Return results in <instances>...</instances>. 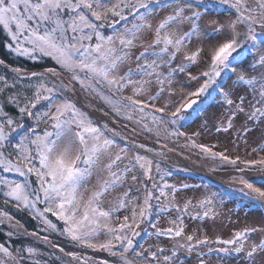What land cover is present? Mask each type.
Returning a JSON list of instances; mask_svg holds the SVG:
<instances>
[{
    "label": "snow or ice",
    "instance_id": "6c2138e0",
    "mask_svg": "<svg viewBox=\"0 0 264 264\" xmlns=\"http://www.w3.org/2000/svg\"><path fill=\"white\" fill-rule=\"evenodd\" d=\"M0 29L13 54L56 65L12 67L11 83L0 74V191L41 225L29 232L15 222L8 236L47 249L0 243V264H264V0H0ZM20 81L32 82L31 95H7ZM81 93L132 122L133 134L155 132L158 144L161 131L184 137L218 161L213 171L228 170L232 187L181 201L184 190L208 186L170 183L172 170L155 159L172 151L167 144L148 148L94 119L78 105ZM214 108L223 110L216 133L236 129L245 145L259 133L258 158L232 157L198 143L200 132L181 131ZM226 199L261 211L259 223L227 239L188 230L186 220H214ZM53 234L80 251L65 252Z\"/></svg>",
    "mask_w": 264,
    "mask_h": 264
},
{
    "label": "rangeland",
    "instance_id": "374dc122",
    "mask_svg": "<svg viewBox=\"0 0 264 264\" xmlns=\"http://www.w3.org/2000/svg\"><path fill=\"white\" fill-rule=\"evenodd\" d=\"M0 60H4V59L0 58ZM48 60H50V59H48ZM2 67L7 69L8 71H10L9 66L6 68L4 65H2ZM12 67H14V66H11V68ZM44 68H48V67H44ZM28 71L39 72L37 69L28 70ZM193 71L196 72V71H198V69H193ZM81 95H82L85 102H87L88 104L102 110L103 112L107 113L111 117H114L110 112H108L104 108H101L97 104V101H95L91 98H88L86 100L82 93H81ZM77 102H78V105L83 106L79 101H77ZM41 107L42 106H38V108H41ZM84 110L88 111L85 107H84ZM221 111H223V110H218L215 108L211 109L209 111V113L205 114V117L203 119H197L195 122L190 123L187 127L182 128L181 131L185 132L187 134V136H192L193 133L200 132L201 133L200 136H198L196 138L198 143H204V144H207L210 146L215 145V148H214L215 151H227V154L231 155L232 157L239 155L242 159L258 158L257 153L251 152V149L253 147H256L257 144L259 143V140H258L259 133L258 132L250 134V139H249V142L247 145H245L242 140L236 139V129L230 130L228 133H223V132L216 133L215 132V128L213 127V123H216L219 121V118H220L219 113ZM88 113L94 119L99 120L89 111H88ZM212 113H216L217 119L215 121L212 119ZM114 119L117 122H119V124H121V122L118 121L115 117H114ZM204 119H207L209 122V127L207 130L201 128V125H202ZM241 122H242L241 120H238L236 122L237 128H239ZM107 123L109 124L110 127H114L111 123H109V122H107ZM124 124H126V123H124ZM126 125H128V124H126ZM133 126H135V125L133 124ZM130 127L133 128L132 126H130ZM116 129L118 131L123 132L125 135L129 136L132 140L140 142V141H138L139 140L138 135L140 136L141 133H139L138 131L136 134H133L131 130L126 132L120 128H116ZM141 135L145 138H149V140L153 141L154 143H157L155 140L156 139L155 132H152V133L143 132V134H141ZM140 143H143V142H140ZM165 143L167 144L168 147L169 146L171 147V148L169 147V149L180 153L184 158L191 160L193 163L198 164L200 166H203V168L205 167V169L207 168L208 169L207 171H209V172H213L212 170H209L210 169L209 166L218 164V161H213L212 159H210V158L204 156L203 154L199 153L198 150L186 147L185 145H186L187 141L184 137L166 139L165 134L163 133V131H161L159 145L165 144ZM145 145H146V147L153 148L157 151L162 150L160 148H154V147L147 145V144H145ZM140 151L142 154L148 155L150 157L153 156V153L145 152L144 150H140ZM249 153H251V155H249ZM260 155H264V153H260ZM155 159L160 160L161 162L166 163L170 166L178 167L180 169L193 172L197 176H201L198 173L191 170L190 168H188L187 166H185L181 163L175 162L167 154L163 158L157 156V157H155ZM204 164H205V166H204ZM201 177H204V176H201ZM204 178H207V177H204ZM207 179H209V178H207ZM228 180L230 182V177H228ZM169 182L175 183L177 185H179L181 183H188V184H193V185L204 184V185L208 186L207 188L200 187L198 189L184 190L183 192L178 194V198L181 201L187 197H200V196L205 195L206 193L220 191L219 189H216L215 187L209 186L208 184H206L202 180H197V179H193V178H185L182 176H178V177H174V178L170 177ZM212 182H214L215 184H219V185L226 187V188L232 187L231 184H224V183H221L219 181H212ZM237 204H238V201H236V200H227L226 199L225 203L222 206L218 205L217 210L221 214L219 216H217L214 220L211 218L205 219L203 221H196V222L186 220V223L189 224L188 230L191 231L192 229H195V228H197V226H199L200 235L207 234V236L212 240L216 239L217 237L227 239V238L231 237V235L233 234L234 231H237V230H240L242 228L252 226L254 224L259 223V221L261 219V215H262L261 211H258V210L249 211L246 208H240L239 210H237ZM246 212H247V215H246ZM0 213L3 214L5 212L0 210ZM14 218L18 222H20L21 224L26 226L21 220L17 219L16 217H14ZM166 219H167V217L161 218V226H167ZM0 227L5 228L7 234L9 231H14L11 227H9L5 224H0ZM16 236H20V235L14 234L12 237H16ZM20 237H22V236H20ZM24 238H27V237H24ZM253 238L256 239L257 241H259V239L261 237L255 236ZM149 243H151V241H149ZM71 246L76 248L74 245H71ZM145 246L147 247L148 245L146 244ZM162 246L171 247V243L166 238H162ZM214 247H215V245H214ZM206 250L207 249H205V251ZM182 256H183V253H182ZM187 264H195V257L188 260ZM208 264H218L217 259L215 257H212L211 259H209ZM231 264H237V262L232 261Z\"/></svg>",
    "mask_w": 264,
    "mask_h": 264
},
{
    "label": "trees",
    "instance_id": "16d2710c",
    "mask_svg": "<svg viewBox=\"0 0 264 264\" xmlns=\"http://www.w3.org/2000/svg\"><path fill=\"white\" fill-rule=\"evenodd\" d=\"M10 42L11 41H10V38H8L7 33L4 32L2 29H0V58L4 59L7 63H9L13 66H16V67H22L26 70L41 69L44 67H56L54 62L51 60H48L47 58L40 60V61H32L27 57H19V56L13 54L7 48V44ZM0 74L6 75L9 79V83H11V77L13 74L10 71H8L4 67L0 66ZM30 83H32V82L20 81L17 83L16 89H11L10 91L6 90V94L11 95L13 92H16L17 90H19L20 92H22L25 95H31L32 90L28 87V85ZM95 101H97V104L101 108H104L105 110L110 112L118 121L126 123L132 127H135V126H133L132 122L124 120L123 118L116 117L111 112V110L108 108V106L103 104L101 101H99V100H95ZM2 103H4V98L0 97V104H2ZM7 110L14 116L17 114V110L11 105L7 106ZM217 165L218 164L209 166V168L210 169L216 168ZM161 167L171 169L173 172V175H172L173 178L178 177V176H182V177L186 176L185 178H189V176L190 177L194 176L191 173L182 171L176 167L170 166V165L163 163V162H161ZM224 169H226V168H224V167L218 168V170H224ZM8 175H9V178H11V179H17V180L22 179L21 177H19L18 175L14 174V173H11ZM5 199H6V197H4L2 194V191H0V209L1 210L5 211L7 213H10L14 217H16L17 219L21 220L27 226V228H29L31 230L38 231V232L41 230V225H40L39 221L37 219H34L33 215H30L28 211L17 209L15 207L14 202L10 201L9 203L5 204L4 203ZM38 207L42 208L43 205H38ZM50 218H52V217H50ZM52 219H54V218H52ZM41 234L44 235L45 233L41 232ZM51 238L54 239L55 242L61 244L67 250L74 249V247L70 246V243H68V241L64 237H58L55 234H53ZM0 243H5L6 246H11V247H21V246H25L28 244L35 243L36 246L41 247L45 251L47 250L46 247H44L42 244H39L30 238H24V237H20V236L9 238L8 234L6 233V229L2 228V227H0ZM89 252L91 254V250ZM96 255L97 256H105V257L107 256L106 253H97ZM110 259H114V258H110Z\"/></svg>",
    "mask_w": 264,
    "mask_h": 264
},
{
    "label": "bare ground",
    "instance_id": "6f19581e",
    "mask_svg": "<svg viewBox=\"0 0 264 264\" xmlns=\"http://www.w3.org/2000/svg\"><path fill=\"white\" fill-rule=\"evenodd\" d=\"M77 101H79L90 113H92L97 119H99L100 121L103 122H109L111 123L115 128H120L123 131L128 132L129 130H131L129 127L124 126L123 124H119L115 119H113V117H111L110 115H105V112H103L102 110L88 104L87 102L84 101L83 97L81 94H79L77 96ZM138 138L140 142H143L147 145H150L154 148H160L161 149V145L154 143L153 141L143 137V136H139ZM169 149V148H167ZM169 157H171L175 162L181 163L185 166H187L188 168H190L191 170H193L194 172H197L199 174L205 175V176H209L211 177L213 180L222 182L224 184H229V173L228 172H222V173H214V174H209L203 167L199 166L198 164L193 163L191 160L184 158L180 153L176 152V151H167L166 153ZM9 217L12 218V221L9 222V220H7L6 218L3 217L2 213H0V224H5L9 227H11L14 231H16V229L13 228V224L15 222H18L15 218H13L12 216H10L8 214ZM19 225L21 226V229H26L29 232H33L35 230H31L29 228H26L24 226H22V224L19 222ZM38 232V231H37ZM31 238V237H30ZM34 239V238H32Z\"/></svg>",
    "mask_w": 264,
    "mask_h": 264
},
{
    "label": "water",
    "instance_id": "95a60500",
    "mask_svg": "<svg viewBox=\"0 0 264 264\" xmlns=\"http://www.w3.org/2000/svg\"><path fill=\"white\" fill-rule=\"evenodd\" d=\"M39 242V241H38ZM66 252V251H65ZM60 254V253H59ZM66 259H69V258H67V257H65Z\"/></svg>",
    "mask_w": 264,
    "mask_h": 264
}]
</instances>
